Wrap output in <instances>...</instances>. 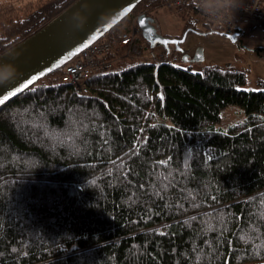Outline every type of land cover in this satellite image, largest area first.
<instances>
[{"label": "trees", "instance_id": "trees-1", "mask_svg": "<svg viewBox=\"0 0 264 264\" xmlns=\"http://www.w3.org/2000/svg\"><path fill=\"white\" fill-rule=\"evenodd\" d=\"M42 1L0 0V55L76 0L34 24ZM62 73L0 112V264H264V90L244 71L119 61L89 96Z\"/></svg>", "mask_w": 264, "mask_h": 264}, {"label": "water", "instance_id": "water-1", "mask_svg": "<svg viewBox=\"0 0 264 264\" xmlns=\"http://www.w3.org/2000/svg\"><path fill=\"white\" fill-rule=\"evenodd\" d=\"M142 1L76 0L44 27L1 54L0 100L4 102L0 103V112L40 79L62 69L81 51L107 36ZM137 22L150 47L160 44L169 53L174 46L184 53L181 44L189 30L181 38H172L159 34L147 13H141ZM236 35L226 36L235 40ZM183 59L188 62V55L184 54Z\"/></svg>", "mask_w": 264, "mask_h": 264}, {"label": "rangeland", "instance_id": "rangeland-1", "mask_svg": "<svg viewBox=\"0 0 264 264\" xmlns=\"http://www.w3.org/2000/svg\"><path fill=\"white\" fill-rule=\"evenodd\" d=\"M30 1L36 2L37 0H11L10 3L13 2L17 6L28 4ZM148 15L154 19L153 25L156 31L163 36L180 37L186 30L187 17L171 12L165 6L150 10ZM190 28L193 31L189 32L186 40L181 44L184 53L176 51L174 46H171L170 53L174 64L182 68L191 66L195 72L202 71L208 65H219L244 71L247 74V83L242 89L264 90V85L259 83V81H264V21H256L245 15L240 16V30L238 29L239 31L235 33L237 34L235 40L209 29L202 17L194 20ZM127 29V21L124 20L109 35L115 37L114 34ZM140 43L142 44L141 49L131 57L121 60V65L125 66L139 59L151 62L148 59L151 51L156 54L166 52L160 44H156L153 48L150 47L142 33ZM184 54L188 55V62L183 59ZM195 58L197 60L193 62ZM55 77V82H59L60 70L56 71ZM241 118V110L237 106H230L224 112L222 125L226 127Z\"/></svg>", "mask_w": 264, "mask_h": 264}, {"label": "built area", "instance_id": "built-area-1", "mask_svg": "<svg viewBox=\"0 0 264 264\" xmlns=\"http://www.w3.org/2000/svg\"><path fill=\"white\" fill-rule=\"evenodd\" d=\"M165 7L171 12L185 15L187 18H191L195 12L200 14L194 6L193 0H172ZM243 15L256 21H264V0H243V6L234 13L231 25H212L210 27L206 18L203 15L201 17L209 29L225 35H233L238 32L239 18ZM137 19L136 16L131 22V30L118 38L117 42L107 35L76 55L62 68L61 81L71 85L77 95L89 96L91 90L88 82L93 77L111 72L119 61L131 56L132 45L141 35ZM148 59L153 63L172 61L171 54L166 52L156 54L151 51Z\"/></svg>", "mask_w": 264, "mask_h": 264}, {"label": "clouds", "instance_id": "clouds-1", "mask_svg": "<svg viewBox=\"0 0 264 264\" xmlns=\"http://www.w3.org/2000/svg\"><path fill=\"white\" fill-rule=\"evenodd\" d=\"M195 8L212 25H231L234 13L243 6V0H193Z\"/></svg>", "mask_w": 264, "mask_h": 264}, {"label": "flooded vegetation", "instance_id": "flooded-vegetation-1", "mask_svg": "<svg viewBox=\"0 0 264 264\" xmlns=\"http://www.w3.org/2000/svg\"><path fill=\"white\" fill-rule=\"evenodd\" d=\"M67 1L68 0H50L49 2L42 1L39 3V5L34 7L32 10L34 24L43 21L48 12H50L52 9H57L59 5H62Z\"/></svg>", "mask_w": 264, "mask_h": 264}, {"label": "snow or ice", "instance_id": "snow-or-ice-1", "mask_svg": "<svg viewBox=\"0 0 264 264\" xmlns=\"http://www.w3.org/2000/svg\"><path fill=\"white\" fill-rule=\"evenodd\" d=\"M141 23H143V21L141 22ZM15 93H13V95H14ZM5 99H7V97H5ZM4 102V100H0V103H3Z\"/></svg>", "mask_w": 264, "mask_h": 264}]
</instances>
